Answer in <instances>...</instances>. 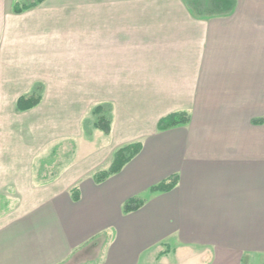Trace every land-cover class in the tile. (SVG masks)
I'll return each mask as SVG.
<instances>
[{"label":"crops","instance_id":"0c3cea01","mask_svg":"<svg viewBox=\"0 0 264 264\" xmlns=\"http://www.w3.org/2000/svg\"><path fill=\"white\" fill-rule=\"evenodd\" d=\"M15 1L0 0V264L264 257V123L253 122L264 117V0H43L20 13ZM36 84L39 104L19 111ZM100 104L112 107L108 147L39 182L38 154L82 136ZM173 112L189 121L158 130ZM136 142L118 173L93 181ZM173 175L171 190L149 192ZM132 197L144 203L124 213Z\"/></svg>","mask_w":264,"mask_h":264},{"label":"trees","instance_id":"16d2710c","mask_svg":"<svg viewBox=\"0 0 264 264\" xmlns=\"http://www.w3.org/2000/svg\"><path fill=\"white\" fill-rule=\"evenodd\" d=\"M16 0L13 3V11L15 13H20L24 10L32 8L37 4L41 3L43 0ZM42 87L40 84H36L32 91L19 97L16 102V108L19 111L28 110L37 104L41 100ZM92 121L91 130L98 129L104 134H108L110 131V124L112 121V107L110 104H100L96 105L91 110ZM88 121V122H89ZM189 121V115L185 112H173L164 117H162L157 123L158 130H167L174 128L176 126L184 125ZM87 120L84 122V124ZM254 123L261 124L264 123V117L255 119ZM87 131V130H86ZM141 148L140 143H131L117 149L114 154L110 165L106 169H101L95 172L93 175V181L95 183H101L109 178L111 175L118 173L121 168L132 159ZM177 182V177L175 175L171 176L169 179L161 181L160 183L153 185L149 188V192H166L171 190ZM72 198L77 199V191L73 189L71 192ZM144 200L137 197H132L123 203L122 211L124 213L131 212L142 206Z\"/></svg>","mask_w":264,"mask_h":264},{"label":"rangeland","instance_id":"374dc122","mask_svg":"<svg viewBox=\"0 0 264 264\" xmlns=\"http://www.w3.org/2000/svg\"><path fill=\"white\" fill-rule=\"evenodd\" d=\"M26 1L27 0L23 2ZM196 1L198 0H188V3L193 5ZM54 108L57 109L58 107ZM91 110L87 116V122L83 126L84 134L82 136L72 138H66L65 136H55L53 143H50V145L53 146L50 148V151L47 154H38V156L42 158H39L38 160L39 167L37 168L35 176L39 180H43L39 182L44 183L51 180L52 177H58V175L61 174L67 167L68 169L65 171L69 170L70 173L76 172L81 166L83 167V165H85L89 159L96 157V155L108 147L109 143L106 140L104 133L98 132L97 136L93 135V130H91V121L93 120ZM55 117H57V115H55ZM57 119L58 121H55L54 123V131L57 134H61L62 131H66L64 128L65 124L63 125V123L60 121L62 119L61 115H59ZM42 138L39 136L37 140H42ZM51 152L54 153L51 154ZM46 164L48 167L45 168ZM45 173H47L46 176ZM44 177H48L46 178L47 180L42 179ZM97 249H99L98 244L86 252L90 257H92L94 256V253ZM263 258L264 257H260L259 260L257 259V261H254L252 264H264Z\"/></svg>","mask_w":264,"mask_h":264}]
</instances>
